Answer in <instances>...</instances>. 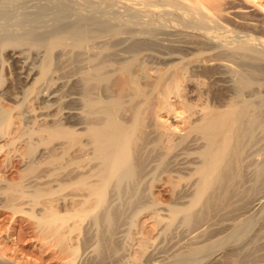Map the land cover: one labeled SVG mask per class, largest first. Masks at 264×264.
Masks as SVG:
<instances>
[{
	"label": "rangeland",
	"instance_id": "374dc122",
	"mask_svg": "<svg viewBox=\"0 0 264 264\" xmlns=\"http://www.w3.org/2000/svg\"><path fill=\"white\" fill-rule=\"evenodd\" d=\"M206 1L207 5H210L207 8L210 11L186 2L179 4V10L173 6H163L165 5L163 2H155L154 6L147 10L171 13L172 15H166V18L170 19L169 21L172 18L175 19L174 28L166 29L160 24H143L137 29L138 34L132 36L130 28H124V30L127 29L126 31L121 28L119 34L112 33L114 26L117 25L118 15L115 13L127 11L126 8L120 7L122 4L117 6L114 2L107 0H87V2L0 0V28L2 29L0 38L11 31L15 38L24 31H36L50 35L54 29L62 25L64 28L69 27L76 22L84 21L83 17L95 16L100 23L94 27L98 32V37L93 40L92 47L83 53L70 54L68 50L56 51L43 85L34 95L38 97L40 93L47 94L56 90L61 82L68 84L64 89L66 94L70 92L81 94L87 75L92 74L99 77L107 74V81L97 88L100 92V99L108 101L109 105L113 104L110 100H120L117 116H115L117 125L121 123L128 126L133 123L135 116L139 115L142 126L136 131L135 141H138V136L146 132L148 140V143L144 144L146 148L144 145L139 148V176L134 188L130 187L132 192L126 188L125 193L118 196L109 190L113 186L112 181L105 178L101 184L96 182L98 186L109 187L106 199L108 210H117L116 220H119H115L117 223L114 222V225L110 226L111 230L103 221L96 225L93 216L96 215L102 220L105 215L103 210L97 206V197L88 195V185L84 183L87 180L83 178L89 175L90 169L93 171L97 163L90 164L84 154L83 147L87 143L86 138L90 137L88 130L79 129L74 125V123H81L85 120L87 122L82 103H71L73 107L81 109V115L76 120H67L61 113V109L70 107V105L57 104V108L54 106L51 111L56 124L47 123V126L45 122L35 120L28 125L21 124L20 118L24 109L34 111L39 105L45 106L42 104L43 98H39L40 101L32 100L31 104L19 106L10 98V95L12 92H17V87L20 89V87L31 85L30 79L31 77L33 79V76L30 77L32 71L29 68H35V78L40 73L44 53L38 48L33 49L35 47L20 48L21 52H25L26 57L29 58L28 66L21 72L14 59L16 54L14 49L8 47L6 52L4 49L1 50L0 77L4 82L2 85L4 87L0 92V108L8 109V111L12 109L8 124L1 135L2 139L0 138V150L3 148L0 151V182H2L0 185V250L7 253L8 259L18 264L167 263L172 261L175 255L187 252L192 246L221 236V226L228 223L225 219L244 216L247 207L264 195V177L262 182L256 184L259 176L258 170L264 165V148H262L264 147V127H262L256 132L255 140L249 143L252 147L250 145L246 147L248 150L246 149V157L244 156L245 180L240 185V196L238 195L229 202L231 207L227 209V206L222 204L216 212L204 214L207 225L206 228L203 227L201 238L198 237V239L192 237L190 230L184 227L180 220L172 228H166L170 215L168 208H186L194 197L198 167L201 165L200 153L204 150L205 143L201 134L193 131V128L200 123L204 115L228 109V105L238 94L236 72L248 73L252 78V85L242 93L245 102L259 101L264 97V48L260 45L261 42L255 41L256 45L253 43L257 52L238 50L240 44L245 47L244 44L248 46L251 43L247 41L249 37L264 40V11L249 0ZM172 3L170 4L173 5ZM257 3L264 6V0H257ZM216 6L221 7L222 14H215L211 11ZM132 12L142 21L146 20L144 10L134 9ZM199 18H202L204 22H199ZM134 20L141 21L139 18ZM100 26L103 28L101 29ZM192 27L194 29H191ZM182 29H190V31L183 33ZM95 65L99 67L95 68ZM206 69H208L207 73ZM3 70L5 71L2 72ZM101 72L104 73L101 74ZM28 76L30 79L26 80ZM163 106H167L165 109L175 108V110L159 112ZM174 113L179 114L176 116ZM252 115L255 119H264V110L258 109L252 112ZM57 127L60 129L56 130ZM18 136L21 139H18ZM60 142H70L72 145L66 150H56V144ZM134 150L133 153H136V146ZM44 151L50 156L47 153L43 156ZM174 156H177L176 159ZM248 157L249 159H246ZM37 159H40V162L34 163ZM197 164L200 165L197 166ZM248 173H250L249 176ZM45 175L50 177L52 183H46L48 186L46 184L37 186L42 191V195L36 198L34 196L36 188L25 184L29 178ZM91 180L96 179H89ZM83 184L86 187L81 186ZM10 188H14V192H17L14 193ZM84 195L90 198L83 200ZM236 201L239 203H234ZM214 222L215 224H212ZM263 235L264 220L255 229L249 241L247 240L235 249L219 252V257L210 259L207 264H264ZM109 239L111 243L104 241ZM113 246L115 250L111 249Z\"/></svg>",
	"mask_w": 264,
	"mask_h": 264
},
{
	"label": "bare ground",
	"instance_id": "6f19581e",
	"mask_svg": "<svg viewBox=\"0 0 264 264\" xmlns=\"http://www.w3.org/2000/svg\"><path fill=\"white\" fill-rule=\"evenodd\" d=\"M76 1L87 2V0H76ZM107 1L114 2L117 6H118V4H122V6H120V7L123 9L124 8L127 9V11H121L119 13H115L118 15V18H116L117 25L114 26L112 33L113 34H119L122 30L121 28H123V30H124V28H130L132 36H135L136 34H138L137 29H139L140 26H143V24H146V25L160 24V25L164 26L166 29L174 28L173 23L175 22V19L172 18V20L169 21L170 19L168 20L166 18V15H170L171 13H169V12H157L155 10L152 12H149L147 10V8L151 9L152 6H154L153 4L155 2H163L165 4L163 6H167V5L169 7L173 6V8L176 7L178 10H179V8H178L179 4L181 2H186V3H189L191 5L202 7L204 9L210 11V9H207L210 7V5L209 6L207 5L208 3L206 0H107ZM249 1L253 2L257 6H259L261 10L264 11V6H261L259 3H257V0H249ZM13 3H12V5H13ZM170 3H172L173 5H171ZM169 7H167L168 10H169ZM134 9H139V10L142 9V11L144 10L146 12L145 16H144V17H146V20L142 21L140 19V17L133 15L132 11H134ZM160 11H162V9ZM171 11H175V10H171ZM211 11L215 14L216 13L222 14V10H221L220 6L214 7L213 9H211ZM177 12H179L180 14L182 13L180 11H177ZM177 12H175V13H177ZM135 18L136 19L139 18V20H141V21H138V20L136 21V20H134ZM83 20L84 21L76 22V23L72 24L71 26L65 27V28L62 25V26L54 29V32L51 33L50 35L41 34V33L36 32V31H29V32L24 31L21 34H19L18 36H16V38H15V36H13L14 34L12 33V31L8 28L11 32H9L7 35L3 34V37L0 38V51L1 50L3 51V49H4V51L6 49L8 51L9 48H13L14 49L13 51L16 52L14 59H16L17 64H18L21 72L24 71L26 66H28L27 64H28L29 58L26 57L25 52L24 53H23V51L21 52L20 48H22L23 46L35 47L33 49L38 48L39 50H42L44 53V60H43L42 65L40 66V68H41L40 73L37 74L35 78H34L35 68L34 67L29 68L33 72V74H32V72H30V77L33 76V79H32V77L30 79L29 76L25 79L26 80L30 79L31 85L29 87H23V88L20 87V89H17L18 88L17 87L16 93H13L11 91L12 94L10 95V98L15 103H17L19 106H24L27 103H30V101H32V100L33 101L34 100L40 101L39 98H41V97L43 98L42 104H45V106H43V107H41V105H39V107L37 106V109L34 111H31L28 109H24V111H23V108L20 107V108H22V111H23L21 114V118H20L22 120V121H20V122H22L21 124L24 123V125H28V123L32 122V120L45 122L46 125H47V123L48 124H56L55 118H52V116H51L52 115L51 111L53 110V107L56 106L57 104L70 105V107H67L64 109H61V107H60V109L62 111L61 113L65 115V119H67V120L68 119L69 120H76L81 115V113H80L81 109L77 108V107H73L71 105V103H78V102L82 103L83 111H85V115L87 117V122L85 120L84 122H81V123L80 122L74 123V125L79 127V129L88 130L90 137L86 138L87 143L85 144L84 147L81 144H80V146H82L84 148V151H85L84 154H86V157L88 158L89 163L90 164L97 163V165L93 167V171H91V169H90V171L88 173L89 175L83 179L87 180L86 182L84 181V183L88 185V195L90 197H93V196L97 197V206L100 210H103V213L105 215L102 220H100V218H98V216L94 215L93 217H94L95 224L99 225L103 221L109 227V230H111L110 226L114 225L115 220L118 218V213L116 212L117 210L116 211L108 210V205H107L108 202H106V199H107V195L109 192L108 191L109 187H107L106 185H102V186H98V185L101 184L105 180V178L110 180V182L112 181L113 186L109 190H110V192L118 194V196H122L125 193L124 191L126 188L130 189V187L132 188L135 185L137 178L139 176V173H138L139 172L138 171V168H139V162L138 161L140 160V159H138L139 154H140L139 148L141 146L143 147L145 142L148 143L147 142L148 141L147 140V132L140 137L138 136L137 137L138 141H135L136 131L142 126V121L139 118L140 116L136 115L133 123L128 125V126L123 125L121 123L118 125L116 124V122H115L116 117L115 116H117V109L119 107L120 100H115L113 98L114 101L110 100V102L111 101L113 102V104H111L112 105L111 106V105H109L108 101L100 99V92H98V89H97L99 86H101L104 82L107 81V77H106L107 74H105L104 76H99V77L92 75V74L87 75L86 78L84 79L85 87L83 89V93H81V94L71 93V92L69 94H66L64 92V89H66L68 84L66 82H61L57 87L58 89H56V90H52L47 94H44V92H43L44 95L40 93V95L38 97L34 95L35 92L38 90V88L40 89L42 87L43 81L47 76V70L52 63V59H53V56L56 53V51L68 50L70 54L71 53L74 54V53H83L86 49H90L92 47L93 40H95L98 37V32L95 30L94 27L97 23H100V21L98 22L95 19V16H93V15H91L88 18L83 17ZM12 21L13 20H11V22ZM17 21H19V20L17 19ZM24 21H27V20H24ZM198 21L204 22L202 18H199ZM34 25H35V22H34ZM102 28L103 27H101V29ZM196 28H198V27H196ZM3 29L7 30L6 28H3ZM191 29H194V27H192ZM0 30H2V29L0 28ZM126 30L127 29H125L124 31H126ZM124 31H122V32H124ZM147 31H148V29L146 30V32ZM181 31L183 33L184 32L186 33V32H189L190 29H188V30L182 29ZM140 35H142V34H140ZM207 35H209V34H207ZM243 41H245V40H243ZM247 41H249L251 43L248 44V46H246L247 44L245 45L243 43L245 47L241 46L242 44H240L238 42L240 44V48H238V50L239 49H241L242 51L248 50L251 52L256 51L255 48L253 47V45L255 44V41H260L261 42L260 45L264 48V40H262L261 38L258 39V38H254V37H249L247 39ZM221 42H223V40H221ZM230 45H231V43H230ZM221 46H222V44H221ZM225 47H227V46H225ZM0 54H1V52H0ZM3 64H5L4 61H3ZM97 65H95L94 67L95 68L99 67ZM102 65H104V64H102ZM232 65L233 64H231V66ZM238 65H240V64H238ZM37 66H38V64H37ZM0 69H2V68H0ZM207 70L208 69H206V73H207ZM4 71L5 70H3L2 72H4ZM210 71H208V72H210ZM103 73L101 72V74H103ZM247 74H244L243 72H236L235 73V77L237 80L238 94L236 95V97L234 99H232V101L229 105H228V103H226L229 106L228 109L226 106L227 110H225V111H221V112L215 111V112L209 113L207 115H204L202 117V119L200 120V123H198L193 128V131L201 134L202 139L205 143L204 150L200 153L201 165L197 164V166L200 165V167H198V177L195 181L194 197L191 200L189 206H187L186 208H182V209L175 208V207H169L168 208L170 215H169V221H168V224L166 227L167 229L172 228L180 220L181 223L183 224V226L190 230L192 237H194L195 239H198V237L201 238L200 235H202V233H203V227H205L207 225V220L204 219L203 215L204 214H212L213 212H216V209L218 207L222 206V204H225L224 206H227L226 207L227 209L230 208L231 205H229L230 204L229 202L239 195L240 185L242 184L243 180H245L244 179V164H245L244 163L245 162L244 156H245V151L247 149L246 147H248L250 145L249 143H252L255 140L256 132L260 128L264 127V119H258V118L255 119L252 115V112H254L258 109L264 110V97L262 99H260L259 101H254V102H245L243 97H242L243 91L252 85V78H251L250 74H248V75ZM0 76H1V74H0ZM219 76H221V75H219ZM254 76H253V78H254ZM3 77L4 76H2V78ZM51 77H53V76H51ZM62 79H64V78H62ZM255 80H256V78H255ZM257 81H259V80H257ZM175 82H176V80H175ZM3 83L4 82L0 77V92L2 91V88L4 87V86L2 87ZM53 83L55 84L56 82H53ZM20 85L22 86V84H20ZM46 88H49V87H46ZM14 89H15V86H14ZM101 89H103V88H101ZM101 93H103V91ZM245 94H247V93H245ZM33 101H32V103H33ZM164 104H165V101H164ZM165 107H167V106H165ZM165 107L163 106L159 112H162L163 110L173 112L175 110V108L174 109H167V108L165 109ZM222 107H223V105H222ZM56 108H57V106H56ZM169 108H171V107H169ZM13 109H14V107H13ZM10 110H12V109H10ZM10 110L8 111V109L5 110V109L0 108V138H1V135L3 134L4 127L8 124V120L10 118V113H11ZM198 112H200V110ZM139 113H141V112H139ZM174 114H176V116H178L179 113L178 114L174 113ZM195 114H193V115H195ZM82 115H84L83 112H82ZM53 116H55V115H53ZM50 127H52V126H50ZM8 129H9V127H8ZM8 129H6V130H8ZM20 129H22V128L20 127ZM58 129H60V127L59 128L57 127L56 130H58ZM50 130L52 131V129H50ZM16 132L17 131H15V133ZM73 132H74V130H73ZM9 133H11V132H9ZM20 133H22V132H20ZM29 133H28V135H29ZM6 134H7V131H6ZM34 134H36V133H34ZM40 134H42V133H40ZM21 135H23V134H21ZM7 136H6V138H7ZM11 136H16V135H11ZM19 136H18V139H21V138H19ZM8 137H10V136H8ZM20 137H22V136H20ZM23 138H24V136H23ZM15 139L17 140V138H15ZM37 140H39V138H37ZM5 142H6V140H5ZM5 144H4V146H5ZM6 145H9V144H6ZM71 145H72V143H70V142H60V143L56 144L55 149L56 150H66ZM135 146H136L137 150H136V153H133ZM200 146H202V145H200ZM250 147H252V146L250 145ZM144 148H146L145 145H144ZM196 148H198V147H196ZM262 148H264V147H262ZM199 149H200V147H199ZM1 150H3V148ZM46 153L48 154V152L44 151L42 153V155L44 156V154H46ZM49 153L51 154V152H49ZM39 155H41V154H39ZM148 155H149V153H148ZM174 157L176 159L177 156H174ZM249 157L246 159H249ZM172 158H171V160H172ZM42 160H44V159H42ZM171 160L169 159V161H171ZM38 162H40V159H37V161L35 160L34 163H38ZM145 162H147V161H145ZM177 163H178V161H177ZM253 166H254V164H253ZM247 169H249V168H247ZM95 172H96V174H94ZM140 173H141V171H140ZM258 173H259V176L256 180V184L262 182V180H263L264 165L262 167H260V169L258 170ZM141 174H144V173H141ZM175 174H177V173H175ZM249 174L250 173H248V176H249ZM84 175H87V174H84ZM78 176H80V175H78ZM248 176H246V177H248ZM253 176H254V174H253ZM75 178L77 179V176H75ZM91 178H95L96 180L95 181H92V180L89 181V179H91ZM98 178H99V180H97ZM139 178H141V177H139ZM72 181H73V179H72ZM247 181L248 180H246V182ZM49 182L52 183L50 177L48 175H45V176H38L35 178L34 177L29 178V179H27V182L25 185L36 188V190L34 191V196H36V198H37V197L42 195V191H40L37 188V186L42 185V184L45 186V184L49 183ZM96 182H98L99 184H96ZM53 183H56V182H53ZM1 184H2V182H0V185ZM112 184H110V185H112ZM263 184H264V182H263ZM81 186L86 187L84 184ZM192 186H193V184H192ZM259 186L261 188V185H259ZM242 187H243V185H242ZM2 189H4V188H2ZM13 189L14 188H10V190H13ZM190 189H191V187H190ZM248 190H246V191H248ZM13 192H14V190H13ZM15 192H17V191H15ZM131 192H132V190H131ZM133 192H135V191H133ZM193 192H191V193H193ZM140 193H142V192H140ZM1 195H3V194L1 193ZM7 195H9V194H7ZM89 196L84 195V197L82 196V199L85 200ZM139 196L142 197V195H139ZM130 197H133V196H130ZM182 197H184V196H182ZM186 198H188V197H186ZM137 199H138V197H137ZM239 199H237V200H239ZM254 199H252V200L254 201ZM122 200H123V198H122ZM243 200H241V201H243ZM93 201H95V200H93ZM137 201H139V200H137ZM253 201H251V202H253ZM179 202L182 203L181 201H179ZM183 202H185V201H183ZM234 203H239V202L236 201ZM248 204H249V202H248ZM177 205H179V204H177ZM182 205H184V204H182ZM179 206H177V207H179ZM224 206H223V208H224ZM243 207H244V205H243ZM93 209H95V208H93ZM222 209H220V210H222ZM242 210H244V209H242ZM232 211H233V209H232ZM246 211L247 212H246V214H244V216H241L238 218H236V217L231 218L230 217V219L229 218L225 219L226 221H228V223L223 224L221 226L222 227L221 228L222 229V235L219 236L218 238L204 242V243H198L197 245L192 244L194 246H192L187 252L179 253V254L175 255L173 260L172 261L170 260V262H167V263L157 262V263H152V264H205V263L207 264L210 259H213V258L215 259V257H219L218 256L219 252L224 251L226 249H235V248L239 247L242 243H245L247 240L249 241V238L251 237V235L253 234L255 229L264 220V195L259 200H255V202H253L250 206H248ZM218 213H220V212H218ZM166 216H168V215H166ZM214 216H216V214ZM212 219H213V217H212ZM221 219H224V218H221ZM116 221H119V220H116ZM212 221H215V220H212ZM115 223H117V222H115ZM212 224H215V222ZM214 226H216V225H214ZM259 228H261V227L259 226ZM84 232H85V230H84ZM182 233H184V232H182ZM100 234L101 233H99V235ZM104 235H105V233H104ZM111 236H113V235H111ZM212 237H214V236H212ZM101 240H102V238H101ZM109 240H104V241L111 243V239H109ZM186 242H188V241H186ZM102 243H104L103 240H102ZM180 243H182V242H180ZM113 244H114V241H113ZM187 247H189V246H187ZM111 249L115 250L114 246ZM239 253H237V254H239ZM6 254L7 253L0 250V264H18V263H14L10 259H8ZM105 254H107V253H105ZM108 254H110V253H108ZM233 254H235V253H233ZM105 256H107V255H105ZM231 257H233V256H231ZM231 257H228V258H231ZM244 257H246V256H244ZM115 258H116V256H115ZM105 259H107V258H105ZM153 260H155V259H153ZM153 260H151V261H153ZM97 261L98 260H96V262ZM223 261L226 262V260H224V259H223ZM240 263H241V261H240Z\"/></svg>",
	"mask_w": 264,
	"mask_h": 264
}]
</instances>
